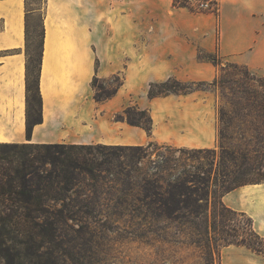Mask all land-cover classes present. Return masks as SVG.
Segmentation results:
<instances>
[{
    "label": "crops",
    "instance_id": "obj_1",
    "mask_svg": "<svg viewBox=\"0 0 264 264\" xmlns=\"http://www.w3.org/2000/svg\"><path fill=\"white\" fill-rule=\"evenodd\" d=\"M28 0H0V142L124 144L121 141L62 139L60 121L84 102L112 112L120 89L169 76L211 81L218 64L200 56L217 54L264 75V0H218V10L192 12L173 0H44L27 9ZM41 12L38 63L41 122L26 138V27ZM127 61V65L125 64ZM97 62V65H96ZM124 70V82L110 99L94 101L91 80ZM149 81V82H150ZM203 90L149 99L151 134L137 132L128 144L159 143L187 148L217 146L216 109ZM114 122V121H113ZM122 132H124V121ZM132 126V125H131ZM77 138V139H75ZM228 207L252 218L264 237V181L238 186L222 196ZM220 264H264V256L245 245L223 246Z\"/></svg>",
    "mask_w": 264,
    "mask_h": 264
},
{
    "label": "trees",
    "instance_id": "obj_2",
    "mask_svg": "<svg viewBox=\"0 0 264 264\" xmlns=\"http://www.w3.org/2000/svg\"><path fill=\"white\" fill-rule=\"evenodd\" d=\"M200 56L215 65L222 63L215 53ZM242 68L246 77L256 76ZM112 77L115 85L98 83L101 78L94 74V101L104 102L117 93L124 76L117 72ZM261 79L264 97V75ZM217 84V75L211 81L169 76L150 81L147 97L188 94ZM35 94L41 106L38 86ZM261 106L264 127V98ZM114 120L140 127L148 136L153 127L149 108L137 103L125 105ZM230 121L220 110L222 128ZM39 122L41 113L32 119L27 113V140ZM254 151L258 160L251 163L248 149L221 143L216 151L152 139L132 145L0 142V264H88L85 249L66 239L67 233L111 228L121 221L154 231L182 227L198 240L202 234L204 264H214L213 254L219 260V249L229 244L245 245L264 256V237L253 228L252 218L222 201L238 186L264 181V145L258 144Z\"/></svg>",
    "mask_w": 264,
    "mask_h": 264
},
{
    "label": "rangeland",
    "instance_id": "obj_3",
    "mask_svg": "<svg viewBox=\"0 0 264 264\" xmlns=\"http://www.w3.org/2000/svg\"><path fill=\"white\" fill-rule=\"evenodd\" d=\"M44 0H28L27 9L41 8ZM193 12V11H192ZM41 12H37L27 24V47L29 49L26 86L30 91L26 94V112L28 118H35L41 113V106L35 96V89L38 86V60L41 48ZM127 65V61H125ZM242 66L219 63L217 77L219 84L203 89V95L213 100L216 109L217 146H236L238 149L249 150L251 163L258 160L254 149L258 144L264 145V127L262 114L263 82L260 74L254 78L246 77ZM125 75L124 70L120 71ZM110 73L100 77L98 83L115 85L116 80ZM150 74L146 75L142 82L125 86L120 89L118 96L112 102V112L104 114V108L84 102L81 113L77 109L71 114L68 120L60 121V134L62 139L79 137L81 140L121 141L122 145L128 142L137 141L139 133L143 130L124 123L115 121L114 116L125 105L137 103L141 107L148 108L149 98L147 89L150 81ZM152 81H161L152 80ZM225 112L229 118L230 125L223 127L218 122L219 111ZM26 113V116H27ZM114 121V122H113ZM77 139V138H75ZM26 142V141H24ZM132 145V144H129ZM176 155H179L177 152ZM209 236L212 232H208ZM203 235L189 234L181 227L177 229L165 228L154 231L151 228H142L139 224L119 222L111 228H101L88 232L77 231L67 233L66 239L70 238L72 244L78 248L85 249L88 264H204ZM213 247L212 239H209ZM220 243V242H219ZM7 244L14 247V241H7ZM221 247L220 254L222 251ZM14 250V249H13ZM214 256V264H220V259ZM69 264V263H64Z\"/></svg>",
    "mask_w": 264,
    "mask_h": 264
},
{
    "label": "built area",
    "instance_id": "obj_4",
    "mask_svg": "<svg viewBox=\"0 0 264 264\" xmlns=\"http://www.w3.org/2000/svg\"><path fill=\"white\" fill-rule=\"evenodd\" d=\"M173 5L193 12L215 13L218 10V0H173Z\"/></svg>",
    "mask_w": 264,
    "mask_h": 264
}]
</instances>
